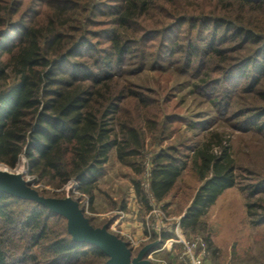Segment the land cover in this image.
<instances>
[{"label": "trees", "instance_id": "trees-1", "mask_svg": "<svg viewBox=\"0 0 264 264\" xmlns=\"http://www.w3.org/2000/svg\"><path fill=\"white\" fill-rule=\"evenodd\" d=\"M39 4L45 9H35ZM96 26L105 27L96 33ZM164 58L200 78L195 89L213 103L219 119L260 136L249 165L241 167L256 176L248 185L241 184L229 137L218 131L188 147L192 155L182 153L183 144L170 145L150 162L149 191L158 202L187 170L201 182L181 221L188 235L207 234L218 264L210 208L234 186L249 197L264 191V0H0V164L16 168L24 158L37 182L60 188L74 181L92 206L114 148L119 161L141 177L148 136L160 144L173 123L186 119L167 112L169 99L123 76L132 61L138 72ZM241 92L248 94L245 104ZM133 184L149 206L141 179ZM246 206L254 224L264 223L263 205L247 200ZM99 259L109 257L75 241L64 216L0 192V264ZM227 264H264V251L234 255Z\"/></svg>", "mask_w": 264, "mask_h": 264}, {"label": "rangeland", "instance_id": "rangeland-1", "mask_svg": "<svg viewBox=\"0 0 264 264\" xmlns=\"http://www.w3.org/2000/svg\"><path fill=\"white\" fill-rule=\"evenodd\" d=\"M35 9L43 10L45 7L43 4H39ZM101 19L106 18L101 17ZM102 27L105 26H96L92 29H96L95 32L98 33V29ZM92 39L94 43L99 42L101 45L106 43V39L103 37H92ZM241 53L242 51L239 50L231 55H239ZM133 62L134 61L129 65L131 72L124 75L123 80L131 82L144 90L157 92L160 100L163 98L169 99L170 103L167 107V112L181 115L186 119V122L173 123L171 126L173 131L167 136L168 139L164 141L162 139L160 144L154 135L148 136L144 155L147 169H149L154 153L160 147L183 144L185 146L182 145V147H180L182 153H185V155H192L193 152L187 150L188 147L201 144L211 133L218 131L226 137H229L237 161L241 184L248 185L257 181L255 175L241 167L249 165V153L258 146V138L260 137L258 133L253 130L240 131L232 126V121L219 119L213 103L195 89V85L200 82V78L187 74L186 72L178 71V67L170 63L167 58L162 59V61L159 60L155 68L147 66L138 72L135 71L136 68L134 69L135 65ZM214 75H216L215 78L220 76L219 73ZM163 86L165 87L163 88ZM260 87L264 89V79ZM238 95L241 98V103H243V100H246L248 94L241 92ZM234 109L235 108H233V110ZM24 161V158H21L16 168H10L4 164H0V170L3 171L5 168L19 178L33 181V186L46 196L58 198L70 196L72 199L80 200L81 206L85 207L86 215L92 218L97 227L110 223V227L114 225L112 227L113 229L110 228L112 232H114V228L122 227L133 234L139 235L142 233L144 219L149 210V206L143 204L137 196L133 179H141L142 187L148 196L149 188L146 185L148 174L147 171H145V174L141 177H137L131 168L123 165L119 161L116 148L111 151L109 162L105 167V175L100 178L98 183V190L95 191L93 206L90 204L88 196L82 195L78 190V186L74 181L60 188L42 182H34L36 178L28 174ZM200 183L201 182L194 176L191 170L185 171L177 187L172 191L169 197L160 204L164 207L166 204H169L168 207H165L169 215L174 218H181L182 213L190 202L191 195ZM238 187L242 191L240 186ZM245 194L247 195V200L251 202L256 201L259 205L264 206V191L256 193L251 197H249L247 192H245ZM234 199L228 209L234 208V210L230 209V216H232V222L234 221L235 225L232 227L223 225L222 227L223 233L226 234L224 237L226 238L228 234L231 239L227 242L223 239V244L225 245L220 249L219 258L217 259L218 264L229 263L231 257L234 255L241 256L247 253L250 255H258L264 251V223L254 224L250 217L247 221L242 222V201L239 198L236 200ZM261 206L257 207L258 213L263 212ZM238 208L241 210H238ZM120 211L125 213V217L122 219H120ZM130 224L131 227L126 228V225ZM228 228L229 232H227ZM209 229L212 237L214 232L210 225ZM137 231H139V233ZM201 234L207 236L206 233ZM137 254L138 253H134V256ZM107 261L108 260H105L103 262V260L99 259L95 264H107ZM205 264H214L212 253L210 259H208Z\"/></svg>", "mask_w": 264, "mask_h": 264}, {"label": "water", "instance_id": "water-1", "mask_svg": "<svg viewBox=\"0 0 264 264\" xmlns=\"http://www.w3.org/2000/svg\"><path fill=\"white\" fill-rule=\"evenodd\" d=\"M37 182V179L34 180ZM0 192L18 198L33 200L48 207L68 220V230L77 242H86L100 248L108 257L107 264H151L147 259L153 244L145 245L136 256L129 243L110 230V223L103 226L91 224L80 200L51 197L41 194L33 181L17 177L10 171L0 170Z\"/></svg>", "mask_w": 264, "mask_h": 264}, {"label": "built area", "instance_id": "built-area-1", "mask_svg": "<svg viewBox=\"0 0 264 264\" xmlns=\"http://www.w3.org/2000/svg\"><path fill=\"white\" fill-rule=\"evenodd\" d=\"M147 174L146 185L149 188V169ZM76 185L78 186L77 183ZM148 192L149 210L144 219L142 233L133 234L122 227L114 228L113 233L127 241L134 253H138L147 244H153L154 247L147 256L151 264H205L211 256L205 237L202 234L188 235L181 218L170 216L161 202ZM124 217L125 213L120 211V219Z\"/></svg>", "mask_w": 264, "mask_h": 264}, {"label": "crops", "instance_id": "crops-1", "mask_svg": "<svg viewBox=\"0 0 264 264\" xmlns=\"http://www.w3.org/2000/svg\"><path fill=\"white\" fill-rule=\"evenodd\" d=\"M235 198V199H234ZM241 199V207H242V212H243V219L242 222H245L248 220L249 215H248V211H247V206H246V202H247V195L245 194V191H241L239 189L238 186H234L231 188H228L227 190H225L217 199V201L215 202V204L210 208L209 213H208V223L209 225L213 228V236L212 239L214 241L215 246H217L219 248V250L221 248H223V246L225 244H223V239L225 242H227L229 239H231V237H229V235L227 234V237L225 238L223 231H222V227L224 226H234L235 222H232V216H230V209L234 210V208H230L228 209V207L231 206V202L236 199ZM238 210H241L240 208H238ZM236 211V210H235ZM241 222V221H240ZM239 222V223H240ZM228 224V225H227ZM123 226V225H122ZM131 227L130 225H126V228ZM219 227V230H218ZM225 229V228H224ZM225 231V230H224ZM139 233V231H137ZM227 232H229V228L227 229ZM223 235V237H222ZM219 241V242H218Z\"/></svg>", "mask_w": 264, "mask_h": 264}, {"label": "bare ground", "instance_id": "bare-ground-1", "mask_svg": "<svg viewBox=\"0 0 264 264\" xmlns=\"http://www.w3.org/2000/svg\"><path fill=\"white\" fill-rule=\"evenodd\" d=\"M3 171H8V169H5V168H4Z\"/></svg>", "mask_w": 264, "mask_h": 264}]
</instances>
